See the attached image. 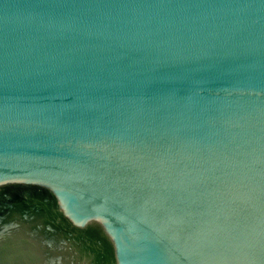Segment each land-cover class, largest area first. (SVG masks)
<instances>
[{
    "label": "water",
    "instance_id": "95a60500",
    "mask_svg": "<svg viewBox=\"0 0 264 264\" xmlns=\"http://www.w3.org/2000/svg\"><path fill=\"white\" fill-rule=\"evenodd\" d=\"M0 264H264V0H0Z\"/></svg>",
    "mask_w": 264,
    "mask_h": 264
}]
</instances>
